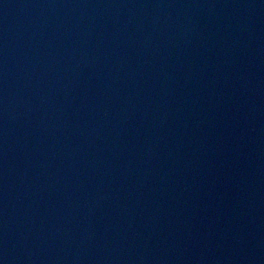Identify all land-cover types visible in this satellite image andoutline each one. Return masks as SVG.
<instances>
[{"label": "water", "instance_id": "95a60500", "mask_svg": "<svg viewBox=\"0 0 264 264\" xmlns=\"http://www.w3.org/2000/svg\"><path fill=\"white\" fill-rule=\"evenodd\" d=\"M0 264H264V0H0Z\"/></svg>", "mask_w": 264, "mask_h": 264}]
</instances>
